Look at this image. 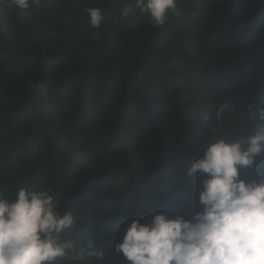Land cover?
I'll list each match as a JSON object with an SVG mask.
<instances>
[{"label":"trees","instance_id":"1","mask_svg":"<svg viewBox=\"0 0 264 264\" xmlns=\"http://www.w3.org/2000/svg\"><path fill=\"white\" fill-rule=\"evenodd\" d=\"M86 7L102 9L100 28ZM29 10L0 0V192L40 184L73 214L61 235L84 258L59 264H129L114 246L133 219L199 210L202 177L187 169L206 144L264 126V0H177L159 28L134 0ZM241 175L264 176V153Z\"/></svg>","mask_w":264,"mask_h":264},{"label":"clouds","instance_id":"2","mask_svg":"<svg viewBox=\"0 0 264 264\" xmlns=\"http://www.w3.org/2000/svg\"><path fill=\"white\" fill-rule=\"evenodd\" d=\"M5 2L25 20L31 18V4L41 0ZM134 3L157 28L171 14H179L177 0ZM84 11L89 26L100 28L102 9L86 7ZM129 11L126 8L123 14ZM224 108L216 109L218 120ZM258 118L264 121V108L258 109ZM261 153L264 126L239 139H212L202 149L201 158L187 169L188 176L199 173L202 177L199 210L191 218L157 213L146 223L133 219L115 251L129 264H264V176L248 180L241 175ZM58 203L40 184H21L14 200L0 192V264H59L63 259L84 258V253L77 254L75 243L61 235L76 226V219L71 212L62 214ZM85 251L87 257L104 259L105 253L96 249L93 239L86 241Z\"/></svg>","mask_w":264,"mask_h":264}]
</instances>
